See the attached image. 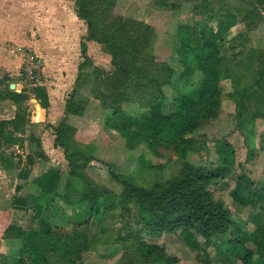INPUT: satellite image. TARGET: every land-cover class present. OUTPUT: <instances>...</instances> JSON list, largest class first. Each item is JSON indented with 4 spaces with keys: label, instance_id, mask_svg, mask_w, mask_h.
I'll list each match as a JSON object with an SVG mask.
<instances>
[{
    "label": "rangeland",
    "instance_id": "374dc122",
    "mask_svg": "<svg viewBox=\"0 0 264 264\" xmlns=\"http://www.w3.org/2000/svg\"><path fill=\"white\" fill-rule=\"evenodd\" d=\"M71 1L76 20L87 29L81 42L58 46L57 51H63L59 62L44 59L31 46L22 47L36 53L42 63V84L48 72L54 79L55 74L66 78L72 65L79 66L63 103L66 111L81 117L74 121L76 126L67 121L68 114L55 124L42 120L39 126L34 92L42 84L24 82L25 93L14 97L22 102L16 119L0 122V161L6 170L14 168L11 177L0 169V264H14L21 255L23 239L15 236L17 232L39 229L41 220L68 232L73 221L88 219L89 225L81 229L94 236L96 244L82 254L80 264H202L178 231L159 233L165 204L159 207L155 202L170 187L174 211L206 205L205 216L199 213L194 220L209 236L198 233V237L211 264H224L223 249L235 247L229 242L233 231L251 234L255 220L264 224V0H89L85 9L97 40L89 38V22L80 16L77 0ZM228 16L234 25L218 42L221 106L214 117L181 138L177 148L158 152L144 139L128 144L106 126L114 110L138 117L163 100V111L168 113L180 96L196 89L203 74L195 69L194 59L178 53L186 47L179 27L216 29ZM24 33L32 38V30ZM105 38L114 45L102 41ZM89 41L101 49H90ZM112 47L119 53L116 62ZM21 56L24 63L26 52ZM190 69L192 75L185 82ZM19 76L24 81V70ZM57 83L51 88L57 89ZM38 112L37 121L43 109ZM41 130L48 135L31 139ZM214 165L227 166L229 173L202 189L198 174ZM50 168L60 173L55 196L34 183L36 175ZM238 183L245 186V196L252 189L262 197L247 203L235 199L232 191ZM27 201L31 205L25 207ZM89 204L98 212L87 219L84 207ZM144 242L162 246V253L147 255ZM246 245L254 247L250 241ZM166 257H176L177 262ZM232 264L245 263L238 259Z\"/></svg>",
    "mask_w": 264,
    "mask_h": 264
},
{
    "label": "trees",
    "instance_id": "16d2710c",
    "mask_svg": "<svg viewBox=\"0 0 264 264\" xmlns=\"http://www.w3.org/2000/svg\"><path fill=\"white\" fill-rule=\"evenodd\" d=\"M88 1L77 0V4L82 9L80 16L89 22V13L85 9ZM232 18L228 16L226 20L220 21L216 29L190 25L179 27L178 35L181 36L186 47H180L178 53L185 59H194L197 67L195 69L200 70L203 77L196 89L176 100L171 111L168 113L163 111V100L152 103L148 110L138 117H133L123 110L117 109L106 120V126L125 137L128 144L144 139L149 142V147L153 152H158L159 149L177 148L181 138L193 132L203 122L214 117L221 106L219 84L221 58L218 42L224 40L229 29L234 25ZM88 26L91 31L89 38H97L91 21ZM105 39L102 41L114 45L113 40ZM110 50L113 61L116 62L119 53L116 48L112 47ZM120 51H122L121 48ZM192 72V69L185 72L187 76L185 82H189V76L192 75ZM14 95L20 96V94ZM36 96L40 98L44 106L48 105V97L43 88L39 87L36 90ZM228 173L229 168L223 165H214L199 172L198 177L202 189L208 186L212 180L224 178ZM59 179L60 173L57 170L50 169L35 177L34 183L45 194H54L55 196L59 187ZM241 179L246 180L244 176ZM241 183H238L232 191L235 199L247 203L248 200L255 201L256 198L260 199L262 197L261 194L252 189L245 196L243 193L245 186ZM171 189V187L168 188L160 196L161 200L155 202V205L159 207L165 204L164 209L162 208V218L158 221L159 233L178 231L184 243L197 253V257L202 264H211L212 260L207 247L201 243L198 237V233L205 236H209V234L207 229L200 228L194 220V216L199 213L205 216L204 209L206 205L192 204L193 201L189 199V196L186 193H181L192 204L194 210L174 211L172 207L175 205V201L169 199ZM54 198L52 196L53 200ZM209 203H211V200ZM24 205L28 207L31 205V201L25 202ZM76 208L81 213L84 212L83 207L77 206ZM84 209L89 213L87 219L97 215L98 208L94 205L89 204ZM89 221V219L85 222H78L77 220L71 223L69 221L73 229L67 232L63 227L53 226L41 220L39 229L17 232L15 236H20L23 239V250L21 255L15 257L14 264H80L78 260L82 254L90 251L93 245L96 244L95 237L81 229V227H87ZM255 221L256 228L251 234L241 230L233 231V239H230L229 242L234 244L235 247L227 246L223 249L224 264L235 263L238 259L245 264H264V224L261 221ZM249 241L254 243L253 248L246 245ZM143 245L147 255L160 254L163 251V247L157 244L144 242ZM166 260L170 263L177 262L176 257H166Z\"/></svg>",
    "mask_w": 264,
    "mask_h": 264
},
{
    "label": "crops",
    "instance_id": "0c3cea01",
    "mask_svg": "<svg viewBox=\"0 0 264 264\" xmlns=\"http://www.w3.org/2000/svg\"><path fill=\"white\" fill-rule=\"evenodd\" d=\"M72 6H74V3L71 0H0V122L16 119L22 102L16 101L14 97L18 95L14 94L25 93L23 89L24 81L19 76L21 70H23V61L21 54L16 51L17 46H31L44 59L47 60L54 57L59 62L63 51H57L58 46L61 45L63 49L64 46H68L70 43L76 45L87 36V29L85 26L81 28L79 24L81 22L78 23L76 20L75 11L71 9ZM28 29L32 30V34H30L32 38L24 36V30ZM88 45L90 49L99 47L94 41H89ZM99 48L101 49V47ZM67 50L70 52L69 48ZM71 68L74 70H71L72 74L70 73L66 78L63 76L59 78L55 74L56 79H54L50 72L46 74L45 81L40 85L48 97V105L44 106L41 101H38L40 99L36 96V91L34 92V100L36 101L34 117L39 126L42 120L55 124L67 114V121L76 126L74 121L76 122L77 118L81 117L79 114L66 111L63 103V95L70 87L72 88L73 80H71V77H73V74L76 75L79 66L76 68L75 65H72ZM56 83L60 86L57 89L51 88V84ZM13 84L16 86L15 88L12 87ZM38 105L43 109V117L37 121L38 110L36 111V106ZM15 133L18 137H24L23 133ZM46 135H48V131L42 132L41 130L36 132L34 138H31L32 136L30 138H44ZM42 148L45 149L43 145ZM10 158H12V154H10ZM0 169L5 177H11L12 175L10 174L14 170L12 167V171L6 170L1 161ZM50 169L58 170L55 168ZM44 172L35 177L40 176ZM17 178L20 179L18 176ZM21 178L24 179L23 177ZM3 181L1 180V182ZM4 187L2 185V188Z\"/></svg>",
    "mask_w": 264,
    "mask_h": 264
},
{
    "label": "built area",
    "instance_id": "2783aa9c",
    "mask_svg": "<svg viewBox=\"0 0 264 264\" xmlns=\"http://www.w3.org/2000/svg\"><path fill=\"white\" fill-rule=\"evenodd\" d=\"M18 53L25 54L26 52V58L25 62L23 63V70H24V82L30 85L38 86L42 84L41 82V75L40 73V65L42 63L40 62L38 56L36 53L32 51H25V49L22 46L16 47Z\"/></svg>",
    "mask_w": 264,
    "mask_h": 264
},
{
    "label": "bare ground",
    "instance_id": "6f19581e",
    "mask_svg": "<svg viewBox=\"0 0 264 264\" xmlns=\"http://www.w3.org/2000/svg\"><path fill=\"white\" fill-rule=\"evenodd\" d=\"M37 107H38V110L41 111L42 108H40L39 105Z\"/></svg>",
    "mask_w": 264,
    "mask_h": 264
},
{
    "label": "water",
    "instance_id": "95a60500",
    "mask_svg": "<svg viewBox=\"0 0 264 264\" xmlns=\"http://www.w3.org/2000/svg\"><path fill=\"white\" fill-rule=\"evenodd\" d=\"M13 86V85H12Z\"/></svg>",
    "mask_w": 264,
    "mask_h": 264
}]
</instances>
